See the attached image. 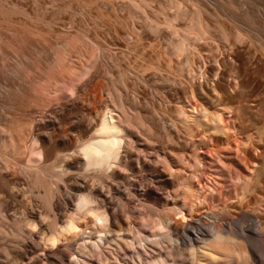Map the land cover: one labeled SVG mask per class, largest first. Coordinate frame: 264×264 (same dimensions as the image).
Returning <instances> with one entry per match:
<instances>
[{
  "label": "bare ground",
  "instance_id": "obj_1",
  "mask_svg": "<svg viewBox=\"0 0 264 264\" xmlns=\"http://www.w3.org/2000/svg\"><path fill=\"white\" fill-rule=\"evenodd\" d=\"M74 4L67 1L72 10ZM79 12L60 29L44 12L19 32L35 16L0 9V264H219V255L225 264H264V214L231 220L219 180L244 176L248 159L227 161L216 147L210 157L155 148L152 126L128 101L124 75L93 33L75 23ZM142 14L130 12L134 29ZM180 41L174 47L182 55L188 48ZM196 170L210 194L186 201L202 183ZM137 176L142 188L123 191ZM126 196L138 202L135 214ZM195 213L205 218L189 222Z\"/></svg>",
  "mask_w": 264,
  "mask_h": 264
},
{
  "label": "rangeland",
  "instance_id": "obj_2",
  "mask_svg": "<svg viewBox=\"0 0 264 264\" xmlns=\"http://www.w3.org/2000/svg\"><path fill=\"white\" fill-rule=\"evenodd\" d=\"M67 1L75 3L74 11ZM78 2L82 5H76ZM177 4L183 7L180 13ZM6 7L28 11L30 18L35 16L15 27L19 32L25 27L31 29L36 16L44 12L60 29L71 22V13L80 11V16H74L75 23L93 33L107 51L109 65L124 75L129 103L153 128V146L163 152L174 150L179 156L208 157L207 150L216 147L227 161L248 159L244 176L231 182L219 178L229 193L227 211L234 221L245 212L263 216L264 0H0V9ZM133 8L144 12L135 29L129 17ZM180 40L188 48L182 55L174 47L181 44ZM186 55L191 66L185 61ZM87 78L83 76L77 83ZM73 97L71 92L65 100ZM236 141L243 152L237 151ZM175 160L179 162L177 156ZM196 174L202 183L188 191L186 201H198L200 195V200L209 197L204 187L206 177L198 170ZM139 181L137 176L122 185V190L132 188L131 184L141 189ZM173 196L170 193L168 198ZM181 198H176V206L182 204ZM137 203L126 196L125 206L132 214ZM197 215L188 221L205 218ZM181 219L176 210L175 221ZM218 258L219 264H225L222 256ZM3 260L6 256L0 253V263Z\"/></svg>",
  "mask_w": 264,
  "mask_h": 264
},
{
  "label": "snow or ice",
  "instance_id": "obj_3",
  "mask_svg": "<svg viewBox=\"0 0 264 264\" xmlns=\"http://www.w3.org/2000/svg\"><path fill=\"white\" fill-rule=\"evenodd\" d=\"M82 151H83V150H82ZM81 203L84 204L85 207H87V202L84 201L83 198H81ZM88 215L94 217V218L97 220L98 223H102V220H101L100 216H99L97 213H95V212H88ZM33 228H35L34 225H33ZM68 228H69L71 231H73V232H79V228H77L75 225H73V224H71V223H69ZM161 230H162V229H161ZM50 243H51V245H52L53 247H55L57 242H56L55 239H52V240L50 241ZM73 259L75 260V257H73Z\"/></svg>",
  "mask_w": 264,
  "mask_h": 264
}]
</instances>
